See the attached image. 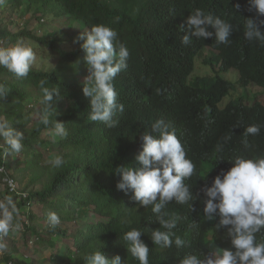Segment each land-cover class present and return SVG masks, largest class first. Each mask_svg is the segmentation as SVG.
<instances>
[{
    "label": "trees",
    "instance_id": "16d2710c",
    "mask_svg": "<svg viewBox=\"0 0 264 264\" xmlns=\"http://www.w3.org/2000/svg\"><path fill=\"white\" fill-rule=\"evenodd\" d=\"M184 1L183 9L172 13L167 9V0L0 2V12L7 19L0 23V44L14 46L20 40L29 39L46 49L48 56H38V59L55 61L49 62L48 68H38V62L34 61L29 74L22 78H16L0 66V90L3 92L0 94V123L6 122L23 132V147L19 153L6 152L7 145L0 137V168H5V174L0 173V184H6L7 175L20 193L28 194L18 204H12L15 207L13 223L24 229L21 233L25 244L31 237L36 238L35 252L43 248L52 250L51 264H87L85 256L96 251L109 259L119 255L121 264H139L127 251L130 245L123 240L124 234L132 229L142 232L141 239L149 247V264H181L188 255H195L207 264L209 258L231 247L227 230L217 228L218 218L209 220L203 213L202 188L210 186L222 170L227 171L234 165V160L239 157L236 148L242 143L251 145L245 158H264V112L246 108L233 110L232 119L226 122L231 128L226 130L227 152L222 146L225 140L209 141L189 124L190 116H202L218 124L225 112L217 114L215 102L206 96L209 91L198 90L187 80L194 70L193 59L200 57L208 46L220 54L216 58L207 55L204 58L206 65L220 69L235 66L253 79H259L264 86V45L260 47L259 63L256 64L252 59L244 60L240 43L249 16L262 31L264 16L255 10H252L255 15L250 14L248 0ZM196 9L213 12L232 25L228 44H214L217 43L215 37L192 38L189 45L181 43L186 34V18ZM32 11L41 16L65 18L66 24L77 27L80 32L97 24L116 31L118 42L129 51V58L127 67L113 80L117 102L123 105V111H117L113 117L118 122L115 127L109 128L103 122L88 119L89 98L82 91L88 75L82 60V41L76 43V49L67 50L63 46L67 43L64 34L33 36L28 22H24V27L15 21L19 13ZM259 18L261 22H258ZM39 21L44 23V19ZM15 25L18 31L13 30ZM45 89L54 93L50 106L44 99ZM166 116H169L175 134L182 136L186 158L194 164L193 175L184 180L194 202L178 204L173 200L162 209L165 219L176 221L175 228L170 230L171 239L174 241L179 236L184 241L180 248L174 243L170 248L152 244L154 229L168 230L158 223L151 206H136L130 199L131 193L126 195L116 188L120 177L115 169L133 166L135 156L142 150L141 135L152 134L146 131L149 125ZM45 118L49 120L48 125L42 122ZM55 120L64 123L68 131L66 138L48 139L47 134ZM251 125L260 126L258 135L246 133ZM212 127L215 129L214 125ZM152 135L155 137V132ZM44 151L49 154L45 163L39 160ZM243 152L244 149L241 155ZM56 156H61L64 161L59 167L49 163ZM16 157L21 158V162ZM6 194H9L6 202L13 200L8 191ZM29 202L42 205V218L47 224L49 212H55L60 223L77 224L83 209L97 220L87 223L84 228H75L70 234L59 225L52 228L49 224L40 233L39 217L33 212L28 214L29 225L17 216L21 207ZM255 235L256 242H264V229ZM53 237L71 239L66 252L61 253L59 241ZM14 252H18L15 246L9 254L5 253L3 262L43 264L12 258Z\"/></svg>",
    "mask_w": 264,
    "mask_h": 264
},
{
    "label": "clouds",
    "instance_id": "9594fccd",
    "mask_svg": "<svg viewBox=\"0 0 264 264\" xmlns=\"http://www.w3.org/2000/svg\"><path fill=\"white\" fill-rule=\"evenodd\" d=\"M184 4V0H167V9L171 13L181 11ZM236 7L239 8V4ZM247 7L250 14L255 15L252 12L255 10L258 15L264 16V0H248ZM250 16L242 32L241 54L244 60L252 59L258 64L260 47L264 45V31L250 19ZM258 22H261V18ZM186 26V34L181 38L184 45H189L192 38L213 37L217 41L214 44L226 45L230 42L233 31L232 25L223 18L200 9L190 13L186 18ZM78 40L82 41L80 44L82 60L88 70L82 89L83 95L89 98L91 111L88 119L103 122L109 128L115 127L118 122L113 117L117 111H123V105L117 102L113 80L127 67L129 51L118 42L116 31L103 24L93 25L90 30L81 32ZM219 54L218 50L205 47L201 56L193 59L194 70L187 81L198 90L202 88L209 91L206 96L215 102L217 114L221 112L225 114L218 124L209 122L202 116H190L189 124L195 127L200 136L209 141L225 140L222 146L228 152L226 130L231 128L226 122L232 119L233 110L236 108L264 112V103L257 99L258 95L253 91L258 89V93L264 95V86L259 79H253L235 66H224L220 69L217 66L206 65L204 58L207 55L216 58ZM34 61L33 50L22 42L0 49V66L6 68L16 78L26 77ZM198 63H201L209 73L196 75ZM189 88L195 91L193 87ZM0 94H3L2 90ZM44 99L50 106L54 100V93L45 89ZM42 122L45 125L49 124L47 118ZM199 122L204 125V129ZM146 131L152 134L155 132L156 135L155 137L152 134L141 135L142 150L135 156L133 166L115 169L120 177L116 188L126 195L131 193L130 199L136 206L143 208L151 206L158 223L168 230L154 229L151 232L152 244L170 248L174 243L180 248L184 241L179 236H176L174 241L171 239L173 234L170 230L175 228L176 221L165 219L162 209L173 200L178 204H186L192 200V193L184 180L193 175L194 164L186 158L182 136L175 134L169 116L156 119ZM246 133L258 135L260 126L251 125L247 127ZM48 134L53 139L66 138L68 131L64 123L55 120ZM0 137L7 145L6 152L21 151L23 132L15 130L6 122L0 123ZM250 146L247 142L246 145L242 143L236 148L239 157L234 160V165H230L227 171L222 170L210 186L205 185L202 188L205 197L203 201L205 217L209 220L218 218L217 228L227 230L231 243L230 248H225L214 258H209L207 264H264V242H256L255 235L264 229V158H245L244 154ZM63 162L61 156L49 161L53 167H59ZM9 183L11 184V181ZM14 212L15 207L11 200L0 203V235L19 229V225L13 223ZM60 222V217L55 212L48 213V224L52 228L63 224ZM141 235V231L132 229L124 234L123 240L128 242L130 246L127 251L139 261V264H149V247L141 239ZM85 260L87 264H121L119 255L109 259L101 251L86 255ZM181 264H205V261L195 255H188L182 259Z\"/></svg>",
    "mask_w": 264,
    "mask_h": 264
},
{
    "label": "rangeland",
    "instance_id": "374dc122",
    "mask_svg": "<svg viewBox=\"0 0 264 264\" xmlns=\"http://www.w3.org/2000/svg\"><path fill=\"white\" fill-rule=\"evenodd\" d=\"M2 0H0L1 2ZM39 19H44V23L43 24H39ZM6 16H4V13L2 14V12H0V23L5 22ZM65 18H56L52 15H47V16H41V15H37L35 14V11L32 12H25V13H19V16L15 17V21L17 24L19 25H23L24 27L26 22L27 23V27L30 29V32L33 34V36L36 37H40V36H49L50 34L53 33H58L59 35L64 34L65 35V42L63 46L65 47V49L67 50H73L74 48L76 49V43L79 41L78 37L80 35V30L77 27H73L72 25H68L65 23ZM25 22V24H24ZM13 30L14 31H18V26L15 25L13 26ZM20 42L24 43L26 46L30 47L33 52H35V61L38 62V68H48L49 66V62L54 63V60H49L48 59H38V56H43L45 55L46 49L41 45V44H36L33 43L31 40H20ZM1 45V44H0ZM12 47L11 45H8L7 47L5 46H0V49L2 48H9ZM43 48L45 50H43ZM46 56H48L46 54ZM208 70L205 69L204 67H202L201 63L197 64V71H196V75H206L208 74ZM254 92L257 93L258 97L257 99L262 101L264 103V95L258 93V89H253ZM48 139L53 140V138L51 136H49V134H47ZM49 150V149H48ZM51 153V152H50ZM54 154V153H52ZM49 154L48 151L47 152H43L40 156H39V160L43 163H45L47 161ZM16 160L21 162V158L16 157ZM17 162V161H16ZM14 167V165H13ZM8 195L6 194V188L4 187L3 184H1L0 186V203H4L6 202V200L8 199ZM11 195V194H10ZM13 196V200H11L12 204H18L19 202H21V198L19 196H17L16 194L11 195ZM42 205L41 204H34L31 208L27 209L25 206H22L20 209V213H17V216H20V219L23 220V213L27 212V210H31V212H33L38 218L37 220V225H38V230H40V233H43L44 230L46 229L47 226V222L43 220L42 218ZM11 211V209H9ZM80 219L78 220L77 224L75 223H64V224H60V228L62 230H67L68 234H70L71 232L74 231L75 228H84L87 223H94L96 222L97 219H94L87 210L83 209L81 210V212L79 213ZM25 222H27V224H29L28 218H25ZM20 227L17 231L16 234L11 235L10 237V233L9 236L5 237V242L2 244V254H0V263H5L3 262L4 260V256L6 255L5 253H9L12 251L13 247L15 246V248H17L16 246V242L15 239L20 240L19 241V245H22L23 243L21 242V240L23 239V235L19 234L23 231H20ZM15 231H12V233H14ZM54 239H56L57 241H59V246L61 245L60 251L61 253L66 252V250L69 247L70 244V238H56L53 237ZM23 246V245H22ZM58 246V247H59ZM23 250H21V252H19L18 254H16V256L19 257V259H24L26 261H35L37 263H43V264H51V262L53 261V257H52V250L49 249H42L39 250L38 253L34 252V257L31 258L29 252L26 250V247L23 246ZM27 253V257H25V254ZM74 256V255H73ZM115 255H112V257H114ZM12 258H17L14 257V255H12Z\"/></svg>",
    "mask_w": 264,
    "mask_h": 264
},
{
    "label": "built area",
    "instance_id": "2783aa9c",
    "mask_svg": "<svg viewBox=\"0 0 264 264\" xmlns=\"http://www.w3.org/2000/svg\"><path fill=\"white\" fill-rule=\"evenodd\" d=\"M0 173H3V174H5V168H4V166H2L1 168H0ZM9 181H11V184L9 183ZM4 183H6V184H3L4 185V187L5 188H8V190H6V191H8L11 195H17V196H19L20 198H26V197H28V194L27 193H20L19 191H17V188H16V185H15V183L13 182V180L12 179H10L9 177H7V175H6V178L4 179ZM7 185V186H6ZM27 209H29V208H31V204H30V202L25 206ZM28 211V210H27ZM23 221H26L25 220V218H23ZM20 231H23V228H21L20 229ZM5 237H6V235H0V251H2L1 249H3L2 248V244L5 242ZM32 240H30L29 241V244H32Z\"/></svg>",
    "mask_w": 264,
    "mask_h": 264
},
{
    "label": "crops",
    "instance_id": "0c3cea01",
    "mask_svg": "<svg viewBox=\"0 0 264 264\" xmlns=\"http://www.w3.org/2000/svg\"><path fill=\"white\" fill-rule=\"evenodd\" d=\"M3 161H4V163L6 162V160H5V157L3 156ZM0 186H1V184H0ZM23 232H24V229H23ZM17 232H14V233H10V237H11V235H14V234H16ZM20 235L22 234V233H19ZM30 240H32L33 242H32V244H29V241ZM15 241H16V246H17V249H18V252H14V253H12V255H14V257H17V258H19L18 256H16V254H18L19 252H21V250H23V246H25L26 247V250L29 252V254H30V256H31V258L32 257H34L35 255H34V252H35V249H34V241H35V237L33 236V237H31L29 240H27L28 242L25 244V238H24V236H23V239L21 240V242L23 243L22 245H19V241L20 240H18V239H15ZM44 249H47V248H43V250ZM40 250H42V249H40ZM39 251V250H38ZM35 253H38V252H35ZM7 254H9V253H7ZM27 255V253L25 254V257H27L26 256ZM23 260V259H22ZM0 264H2V263H0ZM3 264H5V263H3Z\"/></svg>",
    "mask_w": 264,
    "mask_h": 264
},
{
    "label": "bare ground",
    "instance_id": "6f19581e",
    "mask_svg": "<svg viewBox=\"0 0 264 264\" xmlns=\"http://www.w3.org/2000/svg\"><path fill=\"white\" fill-rule=\"evenodd\" d=\"M32 202H30V204H31ZM27 205V204H26ZM25 205V206H26ZM34 204L32 203L31 204V207L33 206ZM31 210H28L27 212H25V213H23L22 215H23V217L24 218H28V214H29V212H30ZM20 219V218H19ZM35 240H36V238H35ZM7 253V252H6ZM0 254H2V252L0 251ZM12 256V255H11ZM26 261V260H25Z\"/></svg>",
    "mask_w": 264,
    "mask_h": 264
}]
</instances>
